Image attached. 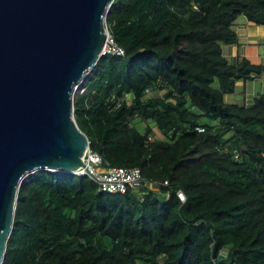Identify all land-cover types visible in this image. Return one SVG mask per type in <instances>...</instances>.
<instances>
[{
    "label": "trees",
    "instance_id": "trees-1",
    "mask_svg": "<svg viewBox=\"0 0 264 264\" xmlns=\"http://www.w3.org/2000/svg\"><path fill=\"white\" fill-rule=\"evenodd\" d=\"M240 15L264 27V0H114L125 53L102 55L75 117L104 167H139L149 185L29 174L3 264H264V92L225 99L264 72L223 51Z\"/></svg>",
    "mask_w": 264,
    "mask_h": 264
},
{
    "label": "water",
    "instance_id": "water-1",
    "mask_svg": "<svg viewBox=\"0 0 264 264\" xmlns=\"http://www.w3.org/2000/svg\"><path fill=\"white\" fill-rule=\"evenodd\" d=\"M113 2L0 0V264L24 179L87 168L75 91L103 55Z\"/></svg>",
    "mask_w": 264,
    "mask_h": 264
},
{
    "label": "built area",
    "instance_id": "built-area-1",
    "mask_svg": "<svg viewBox=\"0 0 264 264\" xmlns=\"http://www.w3.org/2000/svg\"><path fill=\"white\" fill-rule=\"evenodd\" d=\"M113 53L117 55H124L125 50L119 46L112 34L108 33V40L105 45L104 54ZM81 88L83 93L85 89L83 87H78L76 91ZM197 130L204 131L203 127H197ZM84 161L87 168L81 167L74 174L78 175H88L99 183L100 189L105 192H121L125 193L129 188H137L139 186L149 185V182L143 177L141 168L139 167H101L104 163L102 156L93 152L91 148L87 151ZM165 185H168V181H165ZM177 196L181 202L186 201V194L182 189L177 191Z\"/></svg>",
    "mask_w": 264,
    "mask_h": 264
},
{
    "label": "crops",
    "instance_id": "crops-1",
    "mask_svg": "<svg viewBox=\"0 0 264 264\" xmlns=\"http://www.w3.org/2000/svg\"><path fill=\"white\" fill-rule=\"evenodd\" d=\"M251 23L254 22L249 21L245 15H240L238 17L236 30L240 35V42L232 46L233 49L231 51H233V53L231 54L230 52V59H238V61H241L243 57H247L252 62L264 63V32H261L259 29L252 30ZM244 86H246V88L243 90ZM244 86L238 88V84L236 85V90L233 93L234 97L230 100L231 102L242 100L245 96L254 94L251 90L262 93V91H264V72L260 78L248 81V83L245 82Z\"/></svg>",
    "mask_w": 264,
    "mask_h": 264
},
{
    "label": "rangeland",
    "instance_id": "rangeland-1",
    "mask_svg": "<svg viewBox=\"0 0 264 264\" xmlns=\"http://www.w3.org/2000/svg\"><path fill=\"white\" fill-rule=\"evenodd\" d=\"M251 25H252V30H257V29H259V30H261V32H264V27L263 26H259V25H257V24H255V23H251ZM107 28H108V26H107ZM109 29V28H108ZM233 45H223V51H224V53H225V55H227L229 58H230V52H231V54L233 53V51H231L232 49H233V47H232ZM232 60V59H231ZM248 83V82H247ZM237 84H238V88H240V86H244L245 85V80H239L238 82H237ZM242 84V85H241ZM244 88H246V86H244L243 87V90H244ZM242 89V88H241ZM83 90L81 89V88H79L76 92L77 93H81ZM257 91V90H256ZM251 92L252 93H254V94H256L257 92H255L254 90H251ZM262 92H264V91H262ZM153 94H155V95H160V92L159 91H155V92H153ZM240 94V93H239ZM258 94V93H257ZM83 96H82V94H77L76 95V105H77V112H78V115L80 114V113H82V111L84 110V108L86 107V106H84L83 105V98H82ZM233 97H234V94H227L226 96H225V99L227 100V101H229V102H231L230 100H232L233 99ZM84 107V108H83ZM144 126V124H141V127H143ZM155 137H157V135L155 136ZM101 167H104V165H102Z\"/></svg>",
    "mask_w": 264,
    "mask_h": 264
},
{
    "label": "clouds",
    "instance_id": "clouds-1",
    "mask_svg": "<svg viewBox=\"0 0 264 264\" xmlns=\"http://www.w3.org/2000/svg\"><path fill=\"white\" fill-rule=\"evenodd\" d=\"M106 25H107V23H106ZM109 30V29H108ZM82 87H83V85H82ZM84 88V87H83ZM77 92L75 91V94H76Z\"/></svg>",
    "mask_w": 264,
    "mask_h": 264
}]
</instances>
